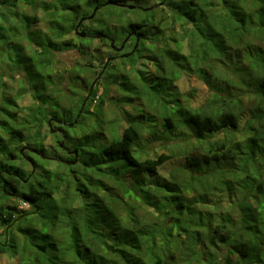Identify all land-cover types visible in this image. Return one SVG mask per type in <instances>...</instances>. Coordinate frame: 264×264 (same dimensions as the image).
Instances as JSON below:
<instances>
[{"label": "trees", "instance_id": "16d2710c", "mask_svg": "<svg viewBox=\"0 0 264 264\" xmlns=\"http://www.w3.org/2000/svg\"><path fill=\"white\" fill-rule=\"evenodd\" d=\"M153 1L44 3L51 34L32 29L37 16L13 14L29 40H41L32 55L9 50L38 105L20 117L17 99L24 90H10L0 74V258L11 260L0 264H264V0ZM20 2L35 7V0L2 6ZM81 19L91 24L81 26L87 36L65 39ZM8 40L2 28L0 53ZM110 40L133 49L106 71L119 70L111 83L121 99L114 104L106 84L98 95L93 82L73 70L77 100L62 104L60 94L48 92V84L57 83L52 67L60 53L84 55L89 65L81 72L89 76L96 63L105 64L95 42ZM143 59L153 71L131 78L127 66ZM185 76L207 87L198 104L177 89ZM57 78L63 84V74ZM141 94L147 110L134 104ZM110 102L118 109L112 120ZM131 104L135 115L126 113ZM124 115L139 120L124 126ZM80 125L91 134L67 131ZM46 126L54 138L49 147L40 138ZM143 131L154 142L194 141L169 178L159 171L174 154L143 159ZM218 134L223 137L213 139ZM218 185L240 192L237 225L204 209ZM221 247L224 258L216 254Z\"/></svg>", "mask_w": 264, "mask_h": 264}, {"label": "rangeland", "instance_id": "374dc122", "mask_svg": "<svg viewBox=\"0 0 264 264\" xmlns=\"http://www.w3.org/2000/svg\"><path fill=\"white\" fill-rule=\"evenodd\" d=\"M10 0H1L0 1V30L3 28V33L7 35L8 37V42L7 43H2L1 46V53H0V74L3 73V75H7L5 77V80L7 81V85L9 86L10 90H24L23 95L21 98L17 99V104L19 106L18 111H20V117H29L26 115H29L31 108L36 107L37 101L35 98V92L30 91V86L27 81L25 83L23 82V76L21 74V71L23 72V69L21 70L16 69L15 66H13L12 62L10 61L12 53L9 51L10 49H17L21 48L25 54L27 55H32L34 52L37 53L34 49L38 46V42H40V39H36V32L33 34L34 41H31L28 39V32L26 29H23V24L22 22L13 14H19L25 13L30 16H37L40 20V22L35 23V25L32 26V29L40 31L42 34H51L50 30L47 28V21H46V15L45 12L42 10V6L44 3H52L54 0H35V7L33 6H28L23 2L19 3L18 8H15L13 6L12 8H8L6 6H2L6 2H9ZM160 0H154L152 3H158ZM5 2V3H4ZM90 12H93L91 9ZM84 24L91 25L88 21H84ZM85 29L83 27L80 28V32L84 31ZM85 32V31H84ZM75 31H72L68 36H65V39H70V38H75ZM77 36V35H76ZM32 37V36H31ZM36 37V38H35ZM75 40V39H74ZM75 42H78V40H75ZM95 46H93V49L98 48L102 51V60L105 62L108 57H112L115 55V53H112L110 51V45L109 44H104L100 41H96ZM127 48L126 50H128ZM131 51V48H130ZM35 54V53H34ZM14 59L16 57H13ZM94 63V62H93ZM113 65L117 63V61H112ZM97 66L91 67L90 69L94 70V74L92 75H85L84 73L81 72V68L84 67L85 65H89V62L86 60L85 56H81V54L77 50H70L66 51L64 53H60L57 57V61L54 62L52 70L54 73V80L57 82L55 85L48 84V88L50 89L48 92L52 91V93L55 94V96L59 95L62 98L61 103L62 104H68L73 100H77V95L72 94L73 87L70 82V74L69 71H75V72H80L81 78H84L86 80V83H91L93 82V88H96L98 91V95H101L103 92V87L104 84L108 86L109 93L108 96L112 101H114V104L116 103L117 100L121 99L123 94L122 92L118 89L117 84L115 82L111 83L114 81V79H117V75H119V70L117 73H112L109 72V70H106V74H100L101 71V64L96 63ZM94 64V65H96ZM92 65V64H91ZM154 69L153 63L150 62L149 60H141L140 63H138L135 67L133 66H127L126 73L131 76V78H135V75L141 74L146 72H152ZM29 71V70H28ZM121 71V70H120ZM123 71V70H122ZM146 71V72H144ZM63 74L64 79L63 84H59L57 75L58 74ZM32 76V72H31ZM119 79V77H118ZM61 81V80H60ZM80 83H83L82 80H79ZM177 89L179 90L180 93L184 94L189 98L193 103L201 102L204 97L207 95V87L204 85L203 82H201L196 76H185L182 77L177 83ZM29 86V87H28ZM25 87L28 90H25ZM85 87V86H84ZM64 94H66V98L64 97ZM85 94V93H83ZM1 98V97H0ZM59 98V99H61ZM69 100H71L69 102ZM43 102L40 101L39 105L42 104ZM4 104V103H1ZM134 104H139L142 106V108H146L147 110V104L148 101L145 99L144 95L141 94V98L136 97L134 100ZM126 113L130 115H135L134 112V105H127L126 106ZM106 115L108 120H112L118 116V109L113 105L112 102L109 103L107 106L106 110ZM120 118V117H119ZM89 120V118H88ZM120 120L124 121L122 124L125 126L127 124H130L132 122H136L139 119H136L132 117L131 120H127L125 115L120 118ZM88 125L92 126L93 122L92 121H86ZM158 129L157 132L161 131V126L160 122H158ZM67 131L76 134L78 136L81 135L83 131H86V133L91 134V129L84 126L80 125L77 129H67ZM75 132V133H74ZM80 134V135H79ZM160 134L158 133V137ZM45 137V144L46 147H49L51 145H54V138L52 137L51 134L48 132V127H44V130L42 129V134L40 138ZM223 137V134H218L213 137V139H219ZM150 135L148 134L147 131H143V143L145 145L142 158H151V159H158L161 155H172L174 154V157L169 160L163 168L160 169V174L166 178L170 177V174L172 171H175L182 167V165L185 163L184 159V154L186 153L187 150H190L193 147V140H183L181 137L174 138V140L165 141L162 140V138H157V140L154 142L153 139H150ZM25 146V145H24ZM141 156V155H140ZM127 182H129L127 180ZM224 191V192H223ZM199 192L201 193H207L208 191H202L200 190ZM194 192L191 191L189 192V197L193 198ZM240 198V192L238 195L235 194H229L227 190L221 186L218 185L217 190H209V196L207 202L204 204V209H208L211 214H212V219L217 220L219 222H222L223 219H228L234 224H238L240 222V214H239V209L236 205V202ZM21 208L24 209H29V206L22 203L20 205ZM197 207H202V204H198ZM153 212V210H151ZM1 232V230H0ZM218 256H227L226 249L224 247L219 248V253H216ZM235 260H237V257H233ZM0 262L2 263H9L11 260L3 256L0 258Z\"/></svg>", "mask_w": 264, "mask_h": 264}, {"label": "flooded vegetation", "instance_id": "af4514ba", "mask_svg": "<svg viewBox=\"0 0 264 264\" xmlns=\"http://www.w3.org/2000/svg\"><path fill=\"white\" fill-rule=\"evenodd\" d=\"M82 32H84V31H82ZM125 43H126V41L121 45H116L114 43V41L110 40V51H114L116 54L114 57H108L107 60L105 61V64L100 63L101 64V71H100L99 75L105 74L106 70H108V68L112 66V64H113L112 61H115L116 59H121L123 56H126L127 54L132 52L133 49H131V51H130V48L128 50H126L127 48H126ZM123 45H124V48L121 49V47Z\"/></svg>", "mask_w": 264, "mask_h": 264}, {"label": "water", "instance_id": "95a60500", "mask_svg": "<svg viewBox=\"0 0 264 264\" xmlns=\"http://www.w3.org/2000/svg\"><path fill=\"white\" fill-rule=\"evenodd\" d=\"M161 4L163 5V3H161ZM119 6L128 7V8L131 9V10H133V9L136 8V6H134V5H119ZM155 7H156V6L152 7V9L155 8ZM149 9H150V8H147V9H145V10L148 11ZM96 11H97V8L95 9L94 13L88 18L89 20L93 19V17H94L95 14H96ZM84 21H85L84 19H81V20L79 21V23H78L77 28H76V34H77L78 36L82 37V38H84V37L87 36L86 32H80V31H79L80 28H81V26H82V24L84 23ZM123 48H124V45L121 47V49H123ZM108 62H109V61H108ZM75 154H76V155L78 154V151H77V150H75Z\"/></svg>", "mask_w": 264, "mask_h": 264}]
</instances>
